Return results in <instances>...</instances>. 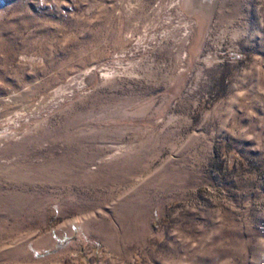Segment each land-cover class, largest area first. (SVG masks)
<instances>
[{
  "label": "rangeland",
  "instance_id": "374dc122",
  "mask_svg": "<svg viewBox=\"0 0 264 264\" xmlns=\"http://www.w3.org/2000/svg\"><path fill=\"white\" fill-rule=\"evenodd\" d=\"M0 264H264V0H0Z\"/></svg>",
  "mask_w": 264,
  "mask_h": 264
}]
</instances>
